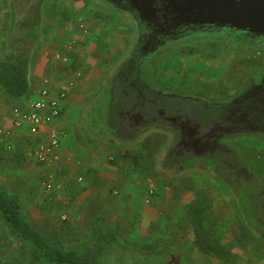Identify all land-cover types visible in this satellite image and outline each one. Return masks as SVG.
<instances>
[{"label":"rangeland","instance_id":"rangeland-1","mask_svg":"<svg viewBox=\"0 0 264 264\" xmlns=\"http://www.w3.org/2000/svg\"><path fill=\"white\" fill-rule=\"evenodd\" d=\"M4 1L0 0V9L5 15L0 14V17L1 21L5 18L3 23L7 25L9 15ZM57 2L65 4V11L49 10L50 20L76 25V39L71 46L77 47L84 56L94 54L104 61L112 57L120 63L133 48L134 26L124 16L105 8L106 5L99 6L94 0ZM147 66L151 71L149 83L159 90L221 102L242 93L247 82L258 83L264 75V49L238 36L227 39L195 36L159 51ZM109 91L108 88L95 105V111L103 118L98 133L106 138L112 135L105 121ZM149 134L152 136L136 150L134 165L137 177L145 173L152 178V186L142 195L145 205L152 209V216L147 217L145 223L139 221L136 231H123L124 236H119V241L136 252L160 253L164 260L171 254L180 255L181 264H264V247L257 244L246 229L222 182L211 175V163H206L207 171H203L204 163L199 161L192 173L181 176L179 171L174 172L176 175H167L159 169V161L163 160L170 137L168 141L166 133H160L161 136L151 129ZM165 138L167 143L162 146ZM226 143L232 144L248 169L264 181V137L238 136L228 138ZM147 150H153L149 163L144 161ZM193 163V160L184 163L183 170ZM49 176V171L40 176L46 192L57 189L52 184V189L47 190L46 185L52 182ZM135 193L140 197L138 191ZM63 217L60 216V221L66 222ZM86 240L69 239L64 245H81ZM0 263L32 264L26 248L1 218Z\"/></svg>","mask_w":264,"mask_h":264},{"label":"crops","instance_id":"crops-1","mask_svg":"<svg viewBox=\"0 0 264 264\" xmlns=\"http://www.w3.org/2000/svg\"><path fill=\"white\" fill-rule=\"evenodd\" d=\"M23 2L5 0L10 24L5 25V18L1 21L0 17V58L25 55L29 59L27 97L12 99L0 91V129H11L9 136H0V191L16 196L31 226L56 243L89 239L96 218H103L117 238L124 236L123 231H136L139 221L145 223L152 216V209L142 198L152 186V178L149 173V177L145 173L137 177L134 161L137 148L152 135H146L137 147L130 148L112 136L91 134L86 123L88 112L96 109L95 105L110 89L111 75L119 59L111 57L104 61L94 54L86 57L77 47L72 48L76 25L50 20L49 10L64 12L65 4L42 0L36 13L38 25H33L32 21L22 23L24 15L18 6ZM0 11L4 16L5 12ZM44 81L48 83L44 85ZM45 86L51 97L66 92L60 115L51 126L61 135L59 159L49 167L28 158L29 150L45 140L47 128L38 136L30 135L27 127L11 128L13 108H22L27 101L37 99ZM107 98L109 104L110 91ZM100 116L103 121L101 113ZM164 142L167 138L162 146ZM152 155L153 150H147L144 161L151 162ZM48 171L53 188L57 186L50 192L44 191L40 182L42 172ZM61 215L66 222L60 221Z\"/></svg>","mask_w":264,"mask_h":264},{"label":"water","instance_id":"water-1","mask_svg":"<svg viewBox=\"0 0 264 264\" xmlns=\"http://www.w3.org/2000/svg\"><path fill=\"white\" fill-rule=\"evenodd\" d=\"M113 10L140 25L135 43L115 67L106 126L114 140L136 147L150 129L170 137L160 166L163 173H192L199 161L222 183L245 184L251 172L228 138L264 137V75L242 93L221 102L163 91L151 85L147 63L159 51L191 37H243L264 49V0H106ZM194 163L183 170L187 161ZM240 171V172H238ZM177 172V173H174ZM240 177L239 181L237 180ZM253 184V183H252ZM254 185V184H253ZM255 186V185H254ZM255 201V200H253ZM256 203V202H253ZM261 221L264 220L261 219Z\"/></svg>","mask_w":264,"mask_h":264},{"label":"trees","instance_id":"trees-1","mask_svg":"<svg viewBox=\"0 0 264 264\" xmlns=\"http://www.w3.org/2000/svg\"><path fill=\"white\" fill-rule=\"evenodd\" d=\"M28 67L29 59L25 55L0 58V91L12 99L27 97ZM0 218L26 248L32 264L164 263L160 253H141L124 246L109 231L103 218L94 220L91 236L82 245L53 242L31 226L21 212L17 197L6 191H0Z\"/></svg>","mask_w":264,"mask_h":264},{"label":"flooded vegetation","instance_id":"flooded-vegetation-1","mask_svg":"<svg viewBox=\"0 0 264 264\" xmlns=\"http://www.w3.org/2000/svg\"><path fill=\"white\" fill-rule=\"evenodd\" d=\"M23 4L18 6L20 12H22L23 16V24L30 23L33 25H38V20H36V13L39 10V6L42 0H23ZM96 4L99 6L103 5L110 9V11H114L113 8L106 2V0H94ZM112 1V0H111ZM101 4V5H100ZM16 5L12 7L15 8ZM26 6V7H25ZM26 8L24 11L23 9ZM105 11V10H104ZM19 14V13H18ZM121 15V14H119ZM127 18L132 25H140L137 21H134L130 16L121 15ZM20 23L21 25H23ZM19 24V25H20ZM135 43V38H134ZM114 71V70H113ZM112 77V75H111ZM111 80V79H110ZM97 109H91L86 116V123L88 131L93 135H100L98 131L102 128V120L100 119V112L95 111ZM89 116H92L93 119H90ZM96 129H98L96 131ZM104 136V135H102ZM164 157V153H163ZM159 161V169L161 172L163 171L160 166ZM240 172V171H238ZM243 178L245 184L237 183L233 184L230 187L226 183H222L224 187L227 189L229 196L234 203L235 208L238 210V214L242 218V222L245 225L246 229L251 233V236L255 239L257 244L264 247V223L261 219L264 220V181L260 182L262 187H256L258 182L255 177H252V174L248 171L242 170ZM240 177L237 179L239 181ZM255 185H253V184ZM255 200V201H253ZM256 202V203H253ZM164 264H181V256L180 255H169L168 259L164 260Z\"/></svg>","mask_w":264,"mask_h":264},{"label":"built area","instance_id":"built-area-1","mask_svg":"<svg viewBox=\"0 0 264 264\" xmlns=\"http://www.w3.org/2000/svg\"><path fill=\"white\" fill-rule=\"evenodd\" d=\"M44 85L48 82L44 81ZM66 98V92H60L56 97H51L50 91L45 86L38 93L35 100L27 101L22 108H13L11 128L20 130L27 127L30 135L38 136L44 128H47L45 140L39 142L28 152V158L39 166L49 167L54 165L59 159L60 133L51 128L53 122L59 117L61 103ZM11 134V129H0V136L7 137ZM47 190L52 189L49 182ZM65 220V217H63Z\"/></svg>","mask_w":264,"mask_h":264}]
</instances>
